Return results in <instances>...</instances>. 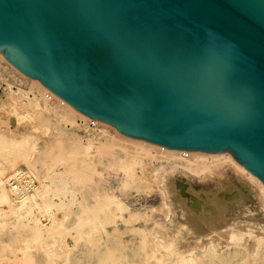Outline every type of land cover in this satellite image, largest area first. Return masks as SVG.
<instances>
[{
    "label": "water",
    "instance_id": "water-1",
    "mask_svg": "<svg viewBox=\"0 0 264 264\" xmlns=\"http://www.w3.org/2000/svg\"><path fill=\"white\" fill-rule=\"evenodd\" d=\"M0 54L92 120L264 184V0H0Z\"/></svg>",
    "mask_w": 264,
    "mask_h": 264
},
{
    "label": "rangeland",
    "instance_id": "rangeland-1",
    "mask_svg": "<svg viewBox=\"0 0 264 264\" xmlns=\"http://www.w3.org/2000/svg\"><path fill=\"white\" fill-rule=\"evenodd\" d=\"M2 56L0 168L3 161L12 163L11 169L2 170L4 196H0V206L12 201L9 176L27 168L38 187L36 203L52 210L51 215L46 211L40 215V223L21 220L17 222L19 227L6 230L16 239L15 245L40 247L39 237L48 235L59 240L57 252L67 250L65 259L48 264H192L185 255L195 248L194 239L206 229L203 233L222 232L241 215L259 225L255 232L264 234V209L225 211L228 201L245 204L243 196L254 206L263 195L257 182L226 156L192 153L199 151L171 154L139 144L120 136L110 124L68 117L66 108L56 99L49 98L50 110H43L33 100L39 88ZM191 168L200 170L199 175ZM174 187L180 192L177 202ZM193 200L201 201L197 209L191 206ZM157 209L161 211L155 214ZM255 243L247 245L251 258L256 259L250 262L264 264V249L261 253L260 248H254Z\"/></svg>",
    "mask_w": 264,
    "mask_h": 264
},
{
    "label": "bare ground",
    "instance_id": "bare-ground-1",
    "mask_svg": "<svg viewBox=\"0 0 264 264\" xmlns=\"http://www.w3.org/2000/svg\"><path fill=\"white\" fill-rule=\"evenodd\" d=\"M0 56H2V55H0ZM2 58H3V56H2ZM7 63H9V62H7ZM17 72L20 73L22 76L26 77L27 79H29L33 84H35L39 88V91H37V93L40 92L41 97L37 98V93H34L35 97L33 100L35 102V105L40 106L43 110L48 111V110H50L49 98L50 99H56L57 102L60 103V105H63L66 108L68 117L69 116H72V117L73 116H80V117H82V118H84L90 122L93 121L87 115L79 112L73 106H71L69 103L64 101L62 98L58 97L56 94L51 92L48 88L43 86L38 80L28 78L25 74H23L19 70H17ZM40 100H42L43 104L40 103ZM54 110H57V109H54ZM61 118H63V117L61 116ZM95 122L98 125H100V124L106 125V126L109 125L108 123L103 122V121H99V120L95 121ZM106 126H104V127H106ZM111 127H113V126H111ZM120 136H123L129 140L138 142L139 144H146L150 147L160 148L161 150L168 151L171 154H174L175 152L183 154V155L184 154H190V151L169 149V148H165L163 146H158L157 144H154V143L145 142V140H141V139L137 140V139L128 138L122 134ZM15 150H16V148H15ZM192 153L199 154V155L200 154H203V155L206 154V155H210V156L224 155V156H226L227 159L234 162V164L240 170L245 172L248 175L250 180H254L259 185V186L258 185L257 186L260 187L259 188L260 193L263 192V195H262L261 199H259L258 201L255 202L256 204L254 206H251L250 204H248L246 198L242 196L243 202L245 204H243V203L240 205L237 203L231 204L230 201H228L229 203H226V205H225V211L226 212L229 210V211H233L235 213H240L241 211H244L247 208L250 212L258 211L259 209H264V184H263V182L259 178H257L255 175H253L250 171H248L246 168H244L242 165H239L237 162H235V160L233 159V157L230 154H228V153L214 154V153H206V152L201 153L200 151L199 152H192ZM10 161L11 160H8V162L3 161L2 167L0 168V189L2 192L0 194V196H4V191H3L4 185L2 183L3 181H2V176H1L2 170L5 167L8 169H11L12 161H11V163H10ZM190 170L196 172L197 174L200 173V170H195L192 168ZM240 170H239V172H240ZM40 172H41V170H40ZM214 172H216V171H214ZM217 174H218V172H217ZM240 174H242V172ZM218 176H220V175H218ZM237 176H239V175H237ZM220 179L221 178H219L218 180H220ZM247 179H245V180H247ZM250 180H249V182H250ZM179 183H180V185L182 184L181 185L182 187L184 185V188H185L186 185L184 184V181H180ZM245 183H246V181H245ZM224 184H226V183H224ZM7 186H8L9 192L11 194L10 198L12 199V201L9 204L8 203L5 204L6 206H0V224H1L0 225V264H48V263H52V262H56V263L63 262L66 254H67V250H61L60 252H57V249H58L57 248V245H58L57 241H59V240L56 241L55 239L51 238L49 235L47 236L48 238H45L44 236H41V237L38 236L40 239V244H41L40 247L36 246L34 248V247L30 246L31 247L30 248L26 244L21 245V246H19V245L17 246L14 244L16 239L14 241V239H12V237H11L12 233L6 232V230L11 229L14 226L17 227L18 226L17 222L21 221V220L27 221V223L28 222L29 223H32V222L33 223H40L41 222V216L44 215L43 213L46 211L48 215H51L50 213L52 210H51L50 206H47L45 209H43L36 203L35 200H36V194L38 192V187L36 185L34 175L27 168L26 169L21 168L20 170L13 172L9 176V178L7 179ZM191 186H192V184H191ZM217 186H215V187H217ZM229 186H231V185H229ZM182 187L180 189H181V191H184V189L182 190ZM249 188H250V186H249ZM175 189H176L175 187L172 189V193H173L174 198H175L174 202H177V199L179 198L180 192L177 189L176 190ZM248 191L249 190H247V192ZM217 192H219V191H217ZM255 194H256V192H255ZM220 198H221V196H220ZM226 198H227V196H226ZM198 199H200V198H198ZM203 199H205V198H203ZM200 202L201 201L197 202V201L193 200V202L191 204L192 208L197 209L199 207ZM224 203H225V201H224ZM176 204H175V206H178ZM206 204H207V202H206ZM209 204H211V203H209ZM202 207H204V206H202ZM227 207H229V209ZM180 209H182V208L180 207ZM207 209H209V208H207ZM218 209H220V208H218ZM160 211H161L160 209L155 210V214H158ZM213 213H214V211H213ZM214 217H215V215H214ZM195 218H196V215H195ZM238 218L239 219L236 222H234L231 225V227L230 226L228 227V225L226 228L224 227L225 229L222 232H220V230H219V232L217 231V232L203 233L207 229L205 231H202V233L196 239H194L195 240V242H194L195 248L190 249L187 252V254L185 255V260L189 263L191 262L192 264H201V263H204V264H251L250 261L255 262L256 259L251 258L252 256H250V254L248 252L247 245L250 242L255 240L256 243L254 245V248L256 246L258 251H259V248H260V250L264 249V246H263L264 245V234H259V233L254 231V229H256V228L258 229V227H259V225L257 223H254L253 221L246 220L244 218V216H241V215L238 216ZM204 219L205 218H203V220ZM199 221H200V219H199ZM222 221H224V219ZM196 222H198V221H196ZM200 225L201 224H199V226ZM239 227H244V228L239 230L238 229ZM203 228H205V227H203ZM23 240H25V239H23ZM262 246H263V248H261ZM258 251L256 253H258ZM260 252L262 253V250ZM263 260L264 259L261 258V261H263Z\"/></svg>",
    "mask_w": 264,
    "mask_h": 264
},
{
    "label": "built area",
    "instance_id": "built-area-1",
    "mask_svg": "<svg viewBox=\"0 0 264 264\" xmlns=\"http://www.w3.org/2000/svg\"><path fill=\"white\" fill-rule=\"evenodd\" d=\"M91 123H92V124H95V121L93 120V121H91Z\"/></svg>",
    "mask_w": 264,
    "mask_h": 264
}]
</instances>
